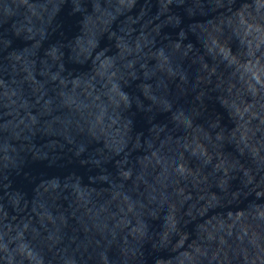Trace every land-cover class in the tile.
Listing matches in <instances>:
<instances>
[{
    "label": "water",
    "instance_id": "water-1",
    "mask_svg": "<svg viewBox=\"0 0 264 264\" xmlns=\"http://www.w3.org/2000/svg\"><path fill=\"white\" fill-rule=\"evenodd\" d=\"M0 264H264V0H0Z\"/></svg>",
    "mask_w": 264,
    "mask_h": 264
}]
</instances>
